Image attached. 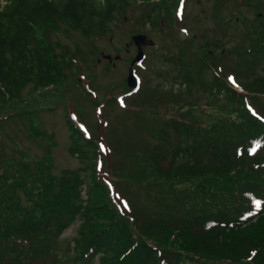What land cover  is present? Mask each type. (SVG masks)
<instances>
[{"label": "rangeland", "instance_id": "obj_1", "mask_svg": "<svg viewBox=\"0 0 264 264\" xmlns=\"http://www.w3.org/2000/svg\"><path fill=\"white\" fill-rule=\"evenodd\" d=\"M152 6L160 12L158 24L145 18ZM126 12L125 22H119L104 39L93 42L78 31H64L65 25L38 27V36L32 38L34 46L47 43L49 57L54 54L62 60L64 55L74 54L79 61L65 66L64 81L34 94L30 85L0 108L3 217L11 199L18 198L19 206H25L35 194L31 186H18L19 162L28 161L33 172L42 164L46 169L49 163L52 175L85 166L82 153L80 156L71 151L76 133L73 125L99 144L96 170L107 184V201L114 211L126 214L134 233L148 235L152 243L161 246L170 219L183 217L180 207L190 204L200 209L197 215L206 214L203 206L193 202L196 193L204 194L209 181L171 180L164 172L180 142V133L169 123L186 119L198 124L203 131H196L197 135L210 134L208 127L230 126L233 121L235 130H239L237 123L244 118L245 106L249 110L253 102L250 93L256 92L250 82L264 76V54L254 45L264 31V0H137L128 2ZM138 32L147 34L155 45L144 48L146 58L137 66L141 87L130 94L127 77L137 53L131 35ZM213 41L219 44L217 48L206 45ZM104 54L112 55V60ZM165 57L189 63L194 82L186 86L174 82L172 77L181 68L168 64ZM200 68L204 70L202 79L197 76ZM212 73L224 75L234 88L246 89L244 102L228 104L222 96L204 92L200 80H211ZM237 184L238 178L232 176L213 183L221 210H246V206L236 210L242 202L228 191L239 189ZM26 188L33 194L28 195ZM257 205L253 202L264 214V207ZM77 228L78 222L71 224L59 243L52 244L54 254L45 264H89L81 258V251L73 250ZM167 247L176 250L173 243Z\"/></svg>", "mask_w": 264, "mask_h": 264}, {"label": "trees", "instance_id": "obj_2", "mask_svg": "<svg viewBox=\"0 0 264 264\" xmlns=\"http://www.w3.org/2000/svg\"><path fill=\"white\" fill-rule=\"evenodd\" d=\"M130 1L137 0L0 2V108L30 85L34 94L64 81L65 66L79 61L74 54L64 55L62 60H57L54 54L49 57L47 43L34 46L32 38L38 36V27L65 25L64 31H78L88 41L104 39L119 22L126 21ZM145 18L154 24L161 21L154 6ZM259 37L254 45L264 54V31ZM206 45L219 46L216 41ZM164 61L181 68L172 77L174 82L185 86L194 82L189 63L174 57H165ZM201 68L197 76L202 79ZM200 82L204 92L222 96L228 104L246 98L243 93L246 89L230 86L224 75L212 73L211 80ZM250 84L256 92L250 93L253 102L249 103L250 111L245 106L244 118L237 123L239 130H235L233 121L230 126L208 127L206 131H211L210 134L197 135L196 131H203L198 124L186 119L169 123L180 133V142L164 172L171 180L209 181L204 194L196 193L197 200L193 202L205 208V215H197L200 209L190 204L180 207L183 217L170 219L161 246L152 243L148 235L134 233L126 214L119 210L116 213L107 201L110 196L104 186L107 184L96 170L98 143L73 125L76 133L71 151L82 153L83 168L65 169L52 175L49 163L46 169L45 164L39 165L36 172L28 161L18 163L21 181L18 186H31L35 194L25 206H19L18 198L11 199L4 217V211H0V264H45L54 254L52 244L59 243L66 229L77 222L73 250L81 251V258L89 264H264V214L253 206L255 202L264 207V76ZM228 176L238 178L239 189L228 191L242 202V207L236 210L246 206L245 211L220 209L212 185ZM10 190L14 191L13 185ZM32 190L30 193L26 188V193L33 194ZM212 208L215 210L211 211ZM171 243L176 250L165 249L171 248L167 247Z\"/></svg>", "mask_w": 264, "mask_h": 264}, {"label": "water", "instance_id": "obj_3", "mask_svg": "<svg viewBox=\"0 0 264 264\" xmlns=\"http://www.w3.org/2000/svg\"><path fill=\"white\" fill-rule=\"evenodd\" d=\"M132 40L133 42L137 45L138 47V52L136 54V56L133 58L132 62H131V66L129 69V75L127 78V82L130 88H133V90L138 89L139 87V82L138 79L135 75V71H134V65L143 60L144 58V46H154L155 42L150 39L146 34H137V35H133L132 36ZM105 57L109 58L110 60H112V56L111 55H106ZM117 58H119V56H117Z\"/></svg>", "mask_w": 264, "mask_h": 264}, {"label": "snow or ice", "instance_id": "obj_4", "mask_svg": "<svg viewBox=\"0 0 264 264\" xmlns=\"http://www.w3.org/2000/svg\"><path fill=\"white\" fill-rule=\"evenodd\" d=\"M233 83H235V80L234 79H233ZM127 206H128L127 203H125V207H127ZM257 206H259V204Z\"/></svg>", "mask_w": 264, "mask_h": 264}]
</instances>
